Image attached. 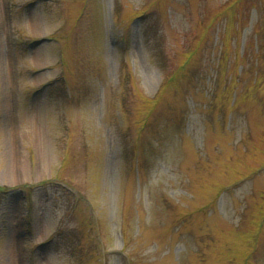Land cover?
<instances>
[{
	"label": "rangeland",
	"instance_id": "1",
	"mask_svg": "<svg viewBox=\"0 0 264 264\" xmlns=\"http://www.w3.org/2000/svg\"><path fill=\"white\" fill-rule=\"evenodd\" d=\"M0 264H264V0H0Z\"/></svg>",
	"mask_w": 264,
	"mask_h": 264
}]
</instances>
